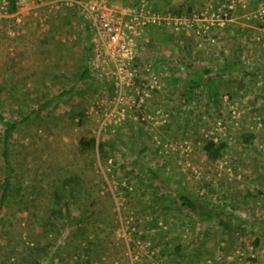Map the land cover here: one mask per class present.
<instances>
[{
	"label": "rangeland",
	"instance_id": "1",
	"mask_svg": "<svg viewBox=\"0 0 264 264\" xmlns=\"http://www.w3.org/2000/svg\"><path fill=\"white\" fill-rule=\"evenodd\" d=\"M150 5L165 19L137 32L139 72L121 90L71 0H0V110L12 121L37 111L10 139L0 264H264V0ZM235 59L239 70L221 71ZM208 140L226 144L220 159ZM175 190L231 217L232 233L181 207Z\"/></svg>",
	"mask_w": 264,
	"mask_h": 264
},
{
	"label": "built area",
	"instance_id": "2",
	"mask_svg": "<svg viewBox=\"0 0 264 264\" xmlns=\"http://www.w3.org/2000/svg\"><path fill=\"white\" fill-rule=\"evenodd\" d=\"M71 1L97 28L104 49L113 60L117 87L124 89L140 68L135 42L137 32L145 26L161 24L165 18L155 12L150 0H131L121 10H115L106 0Z\"/></svg>",
	"mask_w": 264,
	"mask_h": 264
},
{
	"label": "trees",
	"instance_id": "3",
	"mask_svg": "<svg viewBox=\"0 0 264 264\" xmlns=\"http://www.w3.org/2000/svg\"><path fill=\"white\" fill-rule=\"evenodd\" d=\"M188 67H190L188 65ZM241 68V64L238 60H233L231 63H224L222 66L221 71L224 73H230L234 70H239ZM213 69L212 68H204L200 72V77L198 79H194V86L196 85H201L202 89L205 88L206 86V79L209 78V76L212 74ZM264 77V75H263ZM81 79H88L92 78L91 70L89 68H85L80 75ZM244 84L242 85V87ZM72 88H67L64 89L63 91L60 92V95H68L72 92ZM52 101H47L43 106H47L51 104ZM37 111L33 110L31 111L27 116L21 118L20 120H10L7 117L4 116V114L0 110V122L5 126L4 127V132L3 136L1 139L2 143V156H3V162L5 165V169L7 172V176L2 184L1 190H0V215L2 213V210L4 209L6 205V201L8 199V196L10 194V189L12 187V182L10 179V173L12 171L11 167V160H10V139L14 131L22 125L24 122H26L33 114H35ZM255 138L256 135L253 133L249 132H244L242 134V141L247 144L249 147H252L256 149L255 146ZM81 152H86L90 149L95 148V139H81L80 144H79ZM103 144L99 143L98 148L99 150L103 151ZM226 148V144L223 141L220 142H215L214 140H208L204 144V150L209 156L210 159L212 160H218L223 156L224 149ZM155 174V173H154ZM156 177V174H155ZM173 194L176 195L178 201L180 202L181 207H186L191 214L197 217L201 222H206L211 220L213 217H220V223L222 224L225 232L229 235L232 233V231L235 228V225L232 224V218H228L226 221H224L221 218L220 213L214 212L211 208H209L206 204H204L201 200L192 197L191 194L182 192L180 193L178 190H175L172 192ZM250 195H252L250 193ZM65 211H67L65 207ZM68 213V211H67ZM69 214V213H68ZM51 224L53 227L52 229L54 230V223L50 221L44 222V225ZM50 228H46L45 232H47ZM38 250V248H37Z\"/></svg>",
	"mask_w": 264,
	"mask_h": 264
}]
</instances>
